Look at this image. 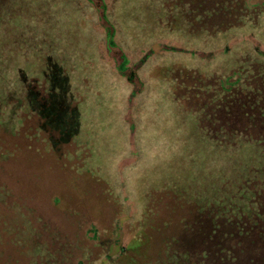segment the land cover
I'll use <instances>...</instances> for the list:
<instances>
[{
    "label": "rangeland",
    "instance_id": "obj_1",
    "mask_svg": "<svg viewBox=\"0 0 264 264\" xmlns=\"http://www.w3.org/2000/svg\"><path fill=\"white\" fill-rule=\"evenodd\" d=\"M93 1L0 0V124L15 133L24 116L38 115L61 142L77 145L75 157L86 155L80 175L70 165L68 172L52 168V158L23 155L19 164L0 170V182L17 188L15 201L20 188H65L68 203L82 196L74 188H95V194L109 188L98 199L112 197L122 205L117 233L107 213L116 204L95 198L87 211L101 241L110 233L114 241L110 258L92 264H113L120 249L147 230L144 215L156 209L161 195L188 207L238 214L249 208L248 188L264 185V147L240 137H213L200 113L177 96L185 71L226 77L251 63L264 65V11L241 27L210 34L193 30L173 0ZM96 6L103 7L118 47L111 46ZM32 80L45 88L44 97ZM6 207L1 203L7 215ZM2 231L0 224L1 253Z\"/></svg>",
    "mask_w": 264,
    "mask_h": 264
},
{
    "label": "trees",
    "instance_id": "obj_2",
    "mask_svg": "<svg viewBox=\"0 0 264 264\" xmlns=\"http://www.w3.org/2000/svg\"><path fill=\"white\" fill-rule=\"evenodd\" d=\"M172 2L186 16L193 30H204L210 34L241 27L250 18L257 20L264 11V0ZM95 8L106 22L103 7ZM106 25L111 46L118 47L114 41V28L108 22ZM124 58L126 60V56ZM128 78L134 81L135 76L129 75ZM30 83L41 89V96L44 97L45 88H39L35 80ZM177 96L187 102L189 109L200 113L203 127L213 137L222 140L240 137L264 147V65L251 63L226 77L207 78L198 72L185 71L179 80ZM3 135L8 136L5 138ZM74 145L73 141L61 142L60 134L46 126L45 119L28 114L15 133H9L6 125L0 124V170H8L10 163L19 164L23 155H29V159L33 160L30 155L37 154L45 160L52 158L51 167L56 170L68 172L70 165V169L78 174L86 155L75 157L79 149H75ZM3 146L9 148L2 150ZM262 184L259 183L258 188H248L253 193L247 205L249 208L238 214L214 206L206 210L197 206L188 207L172 202L169 197L163 200L161 195L156 205L153 204L156 209L151 210L153 206L144 215L143 223L148 224L147 230L142 231L139 239L129 246L121 248L113 264H132L133 261L135 264H264ZM6 185L0 182V217L3 218L0 224L5 234L1 242L2 248H5L0 252V264H92L101 257L110 258L108 244H114L112 235L108 234L110 237L101 241V232L94 225L92 214L87 211V202L98 199L99 193L109 194V188H98L97 194L95 188H74L80 190L82 196L70 197L71 203H68L65 199L69 193L65 188L61 192L47 188H34L32 191L20 188L21 195L15 201L17 188ZM36 199L41 201L33 207L32 202ZM109 199L111 201L98 200L104 205L116 204L112 197ZM4 202L6 210L12 211L8 212V216L1 208ZM121 206L116 204L113 213L110 210L107 212L116 233ZM160 206L164 210L158 209ZM16 212L19 215H15ZM148 212L155 214V219H150ZM52 216L59 218L58 221H53ZM104 231L109 233L110 230ZM146 243L150 246L144 253ZM148 248L155 253L152 254L153 251Z\"/></svg>",
    "mask_w": 264,
    "mask_h": 264
}]
</instances>
